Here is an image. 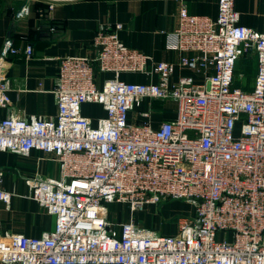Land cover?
<instances>
[{
  "label": "built area",
  "instance_id": "2783aa9c",
  "mask_svg": "<svg viewBox=\"0 0 264 264\" xmlns=\"http://www.w3.org/2000/svg\"><path fill=\"white\" fill-rule=\"evenodd\" d=\"M40 1L44 18L60 0ZM236 1L218 0L216 19L183 4L175 28L162 31L174 62L127 46L121 23L101 25L93 56L60 59L54 117L11 111L6 59L29 60L34 48L5 39L0 109L9 113L0 121V151L27 158L39 150L58 174L25 182V196L54 217L53 229L0 231L1 264H264V29L243 26ZM31 9L26 3L14 15ZM250 54L257 74L245 90L235 86L236 69ZM177 69L190 74L176 77ZM85 104L105 116H85ZM3 180L0 168V202L9 205L14 193ZM173 200L193 208L177 233L134 220L136 210ZM118 204L130 219H110L109 206Z\"/></svg>",
  "mask_w": 264,
  "mask_h": 264
},
{
  "label": "crops",
  "instance_id": "0c3cea01",
  "mask_svg": "<svg viewBox=\"0 0 264 264\" xmlns=\"http://www.w3.org/2000/svg\"><path fill=\"white\" fill-rule=\"evenodd\" d=\"M217 2L218 0H60L42 18L36 11L40 3L45 5L40 0H0V50L5 39H12L15 47L21 51L27 45L34 48L29 60L22 53L9 55L6 59L4 72L12 79L13 88L9 94L11 111L18 115L54 117L57 106L51 90L55 85L60 59L65 56H93V39L101 25L121 23L124 28L120 32V38L127 46L152 56L155 61L174 62L178 57L177 53L167 50L162 31L175 28L183 4L191 14L216 19ZM26 3L31 6V13L17 19L14 15L16 10ZM236 9L242 15L243 26L259 32L264 29V0H237ZM257 64L255 56L251 54L241 59L235 86L251 90L256 80ZM188 74L190 72L177 69L175 76ZM123 77L131 82L141 80V75L137 74H125ZM238 79H243L245 85ZM153 105L160 107L156 102ZM147 107L146 102L143 108ZM89 108L96 110L98 115H90ZM8 113L7 109H0V121ZM83 113L93 120L105 116L102 107L94 104L83 105ZM164 117L172 118L174 115L165 114ZM44 157L39 150H32L27 158L0 151L3 187L14 193L9 205L0 202L1 232L41 236L53 229L54 217L36 201L25 196L28 193L26 180L38 175L58 174L57 163L42 160ZM181 203L175 202L173 206L177 210H186L180 207ZM119 206L124 209V206ZM137 219L141 220V216ZM172 233L171 227L166 230V234Z\"/></svg>",
  "mask_w": 264,
  "mask_h": 264
},
{
  "label": "rangeland",
  "instance_id": "374dc122",
  "mask_svg": "<svg viewBox=\"0 0 264 264\" xmlns=\"http://www.w3.org/2000/svg\"><path fill=\"white\" fill-rule=\"evenodd\" d=\"M238 81L241 82L242 85H245V83H243V79H238ZM167 106L173 109L176 107V104L175 102H169ZM88 113L93 117L98 115V112L93 108H89ZM175 202H182L180 207H184L186 210H177V208L173 206ZM119 205L124 206V209ZM119 205L109 206V212L112 215L110 219H112L114 222L130 219L131 212L128 206L125 204ZM133 214L134 220L139 226H141V228L153 229L161 234H166V230L171 227L173 230L172 234H175L178 231V225L181 220L186 216L190 217L193 215V208L185 201L173 200L157 205H147L142 209L136 210ZM139 215L141 216V220L137 219Z\"/></svg>",
  "mask_w": 264,
  "mask_h": 264
},
{
  "label": "trees",
  "instance_id": "16d2710c",
  "mask_svg": "<svg viewBox=\"0 0 264 264\" xmlns=\"http://www.w3.org/2000/svg\"><path fill=\"white\" fill-rule=\"evenodd\" d=\"M38 6H41L42 7L44 5L40 3ZM237 67H238V65H237ZM236 77H237V69H236Z\"/></svg>",
  "mask_w": 264,
  "mask_h": 264
}]
</instances>
